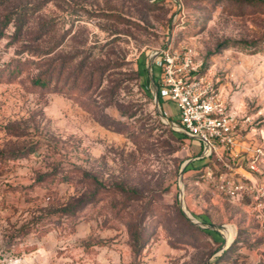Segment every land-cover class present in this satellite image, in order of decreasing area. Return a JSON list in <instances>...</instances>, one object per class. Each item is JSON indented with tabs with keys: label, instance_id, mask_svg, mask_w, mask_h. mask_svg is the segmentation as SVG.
<instances>
[{
	"label": "rangeland",
	"instance_id": "obj_1",
	"mask_svg": "<svg viewBox=\"0 0 264 264\" xmlns=\"http://www.w3.org/2000/svg\"><path fill=\"white\" fill-rule=\"evenodd\" d=\"M169 46L221 92L239 158L160 116L178 124L150 67ZM259 150L264 0H0V264H264V201L206 179L264 186Z\"/></svg>",
	"mask_w": 264,
	"mask_h": 264
},
{
	"label": "built area",
	"instance_id": "obj_2",
	"mask_svg": "<svg viewBox=\"0 0 264 264\" xmlns=\"http://www.w3.org/2000/svg\"><path fill=\"white\" fill-rule=\"evenodd\" d=\"M154 66L159 73L155 86L159 98L176 105L179 119L175 125L182 134L202 145L201 157L219 158L227 152L230 157L239 158L241 151L234 131V117L221 92L201 74L202 65L196 61L192 49L179 52L169 46L156 53ZM260 162L264 163V152L259 150L249 161L248 170L259 171ZM206 179L225 196L254 194L256 199L264 201V186L251 179L241 181L222 175L216 178L210 170H207Z\"/></svg>",
	"mask_w": 264,
	"mask_h": 264
},
{
	"label": "water",
	"instance_id": "obj_3",
	"mask_svg": "<svg viewBox=\"0 0 264 264\" xmlns=\"http://www.w3.org/2000/svg\"><path fill=\"white\" fill-rule=\"evenodd\" d=\"M151 65H152V63H150V67H151ZM154 87V86H153ZM154 95H155V103H156V105H157V107L159 106L158 105V93H157V89H156V87H154ZM159 114H160V116L163 118V120L165 121V122H168L169 123V125H171V127L173 128V129H175V130H179V128L175 125V123H173V122H171L170 120H166V119H164V117H163V114L161 113V112H159ZM187 165V163H185L184 165H183V167H182V171H183V169L185 168V166ZM181 171V172H182ZM180 206H181V209H182V211H183V213L187 216V218L193 223V224H195V225H197V226H200V227H202V228H208V229H211V230H216V231H220V229L221 228H223V226H214V225H203L201 222H199L198 220H193L190 216H188L187 215V213H186V211H185V207H184V201H183V193H182V190H181V192H180ZM233 242V241H232ZM231 242V243H232ZM231 243L229 244V245H227L226 244V242H224V244H223V247L221 248V252L222 251H224V250H226L230 245H231Z\"/></svg>",
	"mask_w": 264,
	"mask_h": 264
},
{
	"label": "bare ground",
	"instance_id": "obj_4",
	"mask_svg": "<svg viewBox=\"0 0 264 264\" xmlns=\"http://www.w3.org/2000/svg\"><path fill=\"white\" fill-rule=\"evenodd\" d=\"M154 60H155V55H152L151 63L154 62ZM184 207H185V205H184ZM185 211H186V213H187L188 216H190L193 220H196L186 210V207H185ZM220 231H221V233L223 235V238H224L226 244L229 245L233 241V239H234V229L226 224L225 226H223V228L220 229Z\"/></svg>",
	"mask_w": 264,
	"mask_h": 264
},
{
	"label": "trees",
	"instance_id": "obj_5",
	"mask_svg": "<svg viewBox=\"0 0 264 264\" xmlns=\"http://www.w3.org/2000/svg\"><path fill=\"white\" fill-rule=\"evenodd\" d=\"M34 83L36 84V85H38V86H40V87H46L47 86V82H46V80L45 79H43V78H36L35 80H34ZM206 160V159H205ZM205 232H207V233H210L208 230H206ZM236 243V240L228 247V249L227 250H230L231 248H232V246L234 245Z\"/></svg>",
	"mask_w": 264,
	"mask_h": 264
},
{
	"label": "crops",
	"instance_id": "obj_6",
	"mask_svg": "<svg viewBox=\"0 0 264 264\" xmlns=\"http://www.w3.org/2000/svg\"><path fill=\"white\" fill-rule=\"evenodd\" d=\"M240 171H243L244 172V170L242 168L240 169Z\"/></svg>",
	"mask_w": 264,
	"mask_h": 264
}]
</instances>
